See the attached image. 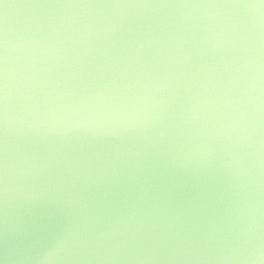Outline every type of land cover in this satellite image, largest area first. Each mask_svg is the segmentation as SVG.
Listing matches in <instances>:
<instances>
[{"label": "clouds", "instance_id": "9594fccd", "mask_svg": "<svg viewBox=\"0 0 264 264\" xmlns=\"http://www.w3.org/2000/svg\"><path fill=\"white\" fill-rule=\"evenodd\" d=\"M0 264H264V0H0Z\"/></svg>", "mask_w": 264, "mask_h": 264}]
</instances>
